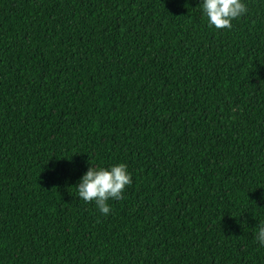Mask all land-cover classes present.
<instances>
[{"label":"trees","instance_id":"trees-1","mask_svg":"<svg viewBox=\"0 0 264 264\" xmlns=\"http://www.w3.org/2000/svg\"><path fill=\"white\" fill-rule=\"evenodd\" d=\"M0 0V264H264V0ZM132 182L105 216L88 164Z\"/></svg>","mask_w":264,"mask_h":264},{"label":"clouds","instance_id":"clouds-1","mask_svg":"<svg viewBox=\"0 0 264 264\" xmlns=\"http://www.w3.org/2000/svg\"><path fill=\"white\" fill-rule=\"evenodd\" d=\"M199 5L208 26L216 30H230L232 21L247 12L245 0H200ZM131 182V173L124 163L107 167L88 164L87 171L75 188L80 199L86 203L94 202L99 211L107 216L110 213L108 201L121 199ZM254 239L260 247H264V221L259 223Z\"/></svg>","mask_w":264,"mask_h":264}]
</instances>
